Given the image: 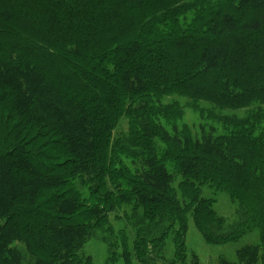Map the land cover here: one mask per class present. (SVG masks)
<instances>
[{
    "label": "trees",
    "instance_id": "16d2710c",
    "mask_svg": "<svg viewBox=\"0 0 264 264\" xmlns=\"http://www.w3.org/2000/svg\"><path fill=\"white\" fill-rule=\"evenodd\" d=\"M190 225L264 259V0H0V264H177Z\"/></svg>",
    "mask_w": 264,
    "mask_h": 264
},
{
    "label": "rangeland",
    "instance_id": "374dc122",
    "mask_svg": "<svg viewBox=\"0 0 264 264\" xmlns=\"http://www.w3.org/2000/svg\"><path fill=\"white\" fill-rule=\"evenodd\" d=\"M194 117L195 116L188 113L186 119L190 123H193ZM209 195V192L205 193V196ZM213 197L215 200L214 209L218 216L225 222L224 229H227V232L233 230L238 224V203L231 199L229 192L224 188L218 189L217 192L213 194ZM248 229L249 227L244 229L243 225V227L237 230L235 239L231 240L230 243L216 245L206 244L194 225H190L187 239V260L185 262L178 260L177 264H242L241 261L244 262V260H242L244 258V251L242 249L247 245L258 242L257 232H251L244 237V234L248 233ZM240 251L243 254L242 257H240ZM86 253L93 259L94 264H107L108 254L103 243L99 241L89 243L86 248ZM166 254L168 255V260L173 261L174 247L172 245L168 247ZM262 256V254L255 256V254L250 251L247 258H249V260H256L254 264H264ZM156 264L169 263L167 261L162 263L158 262Z\"/></svg>",
    "mask_w": 264,
    "mask_h": 264
}]
</instances>
